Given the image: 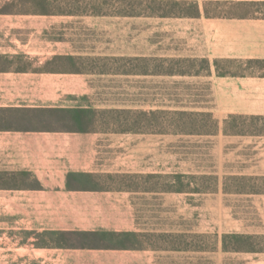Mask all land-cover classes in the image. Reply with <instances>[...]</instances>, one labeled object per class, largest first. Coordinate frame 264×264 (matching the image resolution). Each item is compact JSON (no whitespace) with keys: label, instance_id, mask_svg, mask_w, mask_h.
Segmentation results:
<instances>
[{"label":"crops","instance_id":"crops-1","mask_svg":"<svg viewBox=\"0 0 264 264\" xmlns=\"http://www.w3.org/2000/svg\"><path fill=\"white\" fill-rule=\"evenodd\" d=\"M39 1L0 0V264H222L242 252L220 234L207 247L205 204L175 176L188 178L191 143L215 142L226 120L264 118V67L216 65L264 61V0ZM174 112L209 114L217 136L159 123ZM254 143L264 155V137ZM255 167L264 177V158ZM247 253L264 264V249Z\"/></svg>","mask_w":264,"mask_h":264},{"label":"rangeland","instance_id":"rangeland-1","mask_svg":"<svg viewBox=\"0 0 264 264\" xmlns=\"http://www.w3.org/2000/svg\"><path fill=\"white\" fill-rule=\"evenodd\" d=\"M33 3L40 7L56 8L173 9L181 6L159 2L101 3L75 0H45ZM120 60H127V68L134 66L133 60H143L138 65L143 71L149 68V58L126 57ZM245 63L222 61L220 65L223 71H238L251 65L264 67V63L248 62V66H245ZM165 120L173 126L175 133H189L195 136L216 133L217 136V123L209 114L189 115L174 112L168 114L166 119L159 114V123ZM259 137H264V118H230L223 122L215 142L205 139L204 143H191L190 175L188 178L175 176V188L185 189L188 185L191 204H205L207 247L215 243L214 234H220L223 250L242 251L231 254L223 251L222 264H251L252 256L258 258L260 255L255 256L247 252L264 249V177L248 175L262 169L255 167L260 165L264 158L260 151L254 149L255 139ZM203 162L205 174L197 173V167H200V172L203 171ZM192 207L193 205L191 211Z\"/></svg>","mask_w":264,"mask_h":264},{"label":"trees","instance_id":"trees-1","mask_svg":"<svg viewBox=\"0 0 264 264\" xmlns=\"http://www.w3.org/2000/svg\"><path fill=\"white\" fill-rule=\"evenodd\" d=\"M222 61H227V62H231V61H235V60H222ZM222 61H217L216 62V65H217V68L219 69V72L221 75H226L228 73H230V71H223V69L221 68V65L220 63ZM249 63H264V61H261V60H257V61H249Z\"/></svg>","mask_w":264,"mask_h":264}]
</instances>
